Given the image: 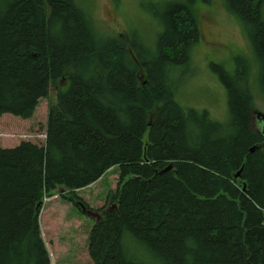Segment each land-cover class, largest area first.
I'll return each mask as SVG.
<instances>
[{
    "label": "trees",
    "instance_id": "obj_1",
    "mask_svg": "<svg viewBox=\"0 0 264 264\" xmlns=\"http://www.w3.org/2000/svg\"><path fill=\"white\" fill-rule=\"evenodd\" d=\"M196 1L151 6L150 47L135 32L98 38L76 0H0V116L29 120L55 96L43 142L0 146V264H50L43 199L62 189L91 210L76 193L115 168L109 210L95 211L88 234L93 264H264V141L250 84L254 65L264 95V0H223L253 54L232 74L210 65L225 123L175 101L172 77L200 41Z\"/></svg>",
    "mask_w": 264,
    "mask_h": 264
},
{
    "label": "rangeland",
    "instance_id": "obj_2",
    "mask_svg": "<svg viewBox=\"0 0 264 264\" xmlns=\"http://www.w3.org/2000/svg\"><path fill=\"white\" fill-rule=\"evenodd\" d=\"M76 1L80 8L89 13L98 38L118 41L127 33L135 32L152 47L159 29L150 7L157 6L156 11H160L171 0ZM191 10L200 31V41L191 50L190 63L177 70L172 77L176 88L175 101L184 108L205 110L212 120L225 123L228 117L226 93L210 65H221L232 74L237 57L242 56L251 62L250 41L242 23L228 12L223 0H198ZM252 68L250 84L256 115L253 127L260 131L264 126V95L257 83L256 68L254 65ZM54 98L51 91L48 98L40 100L29 120L0 116V146L11 148L22 140L43 142L47 110ZM117 179V168L110 169L99 182L78 191L76 195L82 204L93 206L92 211L107 209L110 207L107 195L111 196L116 189ZM62 192V189H57L54 196L43 199L39 216L50 264H93L87 249L88 234L97 220L62 199Z\"/></svg>",
    "mask_w": 264,
    "mask_h": 264
},
{
    "label": "water",
    "instance_id": "obj_3",
    "mask_svg": "<svg viewBox=\"0 0 264 264\" xmlns=\"http://www.w3.org/2000/svg\"><path fill=\"white\" fill-rule=\"evenodd\" d=\"M258 133L260 134V136L263 138L264 141V126L261 128L260 131H258ZM254 149L252 148L250 151H253ZM239 173L236 174V176H238ZM82 211L89 217L91 218H95L96 220L100 219L101 216L99 215V213L92 211L90 209H86L83 205H81ZM113 208H115V205H113ZM109 209H106V211Z\"/></svg>",
    "mask_w": 264,
    "mask_h": 264
},
{
    "label": "crops",
    "instance_id": "obj_4",
    "mask_svg": "<svg viewBox=\"0 0 264 264\" xmlns=\"http://www.w3.org/2000/svg\"><path fill=\"white\" fill-rule=\"evenodd\" d=\"M96 183H97V182L91 184L89 187L93 186V185L96 184ZM89 187H87V188H89ZM87 188H85V189H87ZM85 189H82V190H85ZM82 190H80V191H82ZM91 207H93V206H90V208H91ZM91 209H92V208H91Z\"/></svg>",
    "mask_w": 264,
    "mask_h": 264
},
{
    "label": "flooded vegetation",
    "instance_id": "obj_5",
    "mask_svg": "<svg viewBox=\"0 0 264 264\" xmlns=\"http://www.w3.org/2000/svg\"><path fill=\"white\" fill-rule=\"evenodd\" d=\"M263 124H264V122H263ZM262 127H263V126H262ZM262 127H261V128H262ZM257 131H258V130H257Z\"/></svg>",
    "mask_w": 264,
    "mask_h": 264
}]
</instances>
